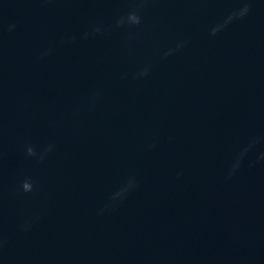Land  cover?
<instances>
[{
	"label": "water",
	"instance_id": "95a60500",
	"mask_svg": "<svg viewBox=\"0 0 264 264\" xmlns=\"http://www.w3.org/2000/svg\"><path fill=\"white\" fill-rule=\"evenodd\" d=\"M0 264H264V0H0Z\"/></svg>",
	"mask_w": 264,
	"mask_h": 264
}]
</instances>
